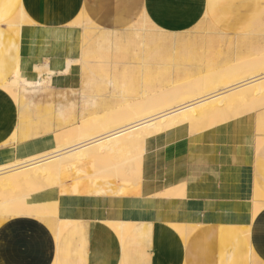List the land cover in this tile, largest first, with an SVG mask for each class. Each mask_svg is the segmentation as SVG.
Segmentation results:
<instances>
[{"label":"crops","instance_id":"0c3cea01","mask_svg":"<svg viewBox=\"0 0 264 264\" xmlns=\"http://www.w3.org/2000/svg\"><path fill=\"white\" fill-rule=\"evenodd\" d=\"M147 2L0 0V76L8 73L12 79L19 70L28 80L46 79L55 89L77 88L82 69L73 65L82 53L78 40L82 28H72L66 23L75 20L83 8L96 19L95 23L107 30H119L135 22L141 15L142 4L146 7ZM201 3L204 0H154L149 13L157 26L167 27L169 36L175 31L179 36H186L196 25L190 20L191 14L196 16L197 13L200 17ZM22 5L34 23L25 24L20 30L9 23ZM210 6L214 12L209 20L217 26L218 32L228 37L244 35L264 22V0H205L206 9ZM208 26L202 29L201 35L211 29L210 24ZM20 107L0 88V164L9 160L16 146L3 144L19 126ZM259 129L257 112L197 132L181 126L148 139L142 150L141 166L130 169L136 175L123 184L121 192H96L94 187L98 185L92 178L91 167L83 178L88 188L91 185L90 191L62 194L61 189L55 187L36 194L32 202L59 201L58 216L77 220L84 228L80 238L67 233L62 235L63 264H109L98 261L99 256L109 257L110 253L105 245L101 249L94 247L92 234L93 222L104 220L135 221L137 227L150 229L158 224L174 223L195 228L183 247L185 264H249L251 252L257 257L255 264H264V207L253 218L255 181L264 193L258 177L264 170V161L256 144L252 143V139L262 133ZM41 139L48 138L28 140L22 146L27 152H33L37 146L34 141L39 143ZM184 182L186 186L180 197L162 199L157 196L181 188ZM0 223V264H55L57 243L43 220L0 214ZM236 226L249 227V238L232 235L230 229ZM88 236L91 243L87 257ZM80 239L83 248L75 243ZM148 241L132 247L130 257L127 251L122 252L124 247H120L119 259H124V264H145L141 249L147 252L150 247L153 251L148 255L156 257L157 240ZM222 241L228 246H222ZM167 243L166 255L169 253Z\"/></svg>","mask_w":264,"mask_h":264},{"label":"bare ground","instance_id":"6f19581e","mask_svg":"<svg viewBox=\"0 0 264 264\" xmlns=\"http://www.w3.org/2000/svg\"><path fill=\"white\" fill-rule=\"evenodd\" d=\"M152 1L154 0H148L147 6L142 4L141 7L140 19L144 32L138 34L136 43L122 45L119 52L122 53L120 56L126 64L131 62L129 58L132 60L138 56L136 64L139 77L143 79L141 85L139 86L135 75H129L128 71H125L129 66L114 67L112 75L116 77L115 80L119 78L123 80L122 82L128 80V87H124L126 83H123L119 90H115L116 85L112 79L104 80L106 83L102 90L99 88L96 94L89 91L82 95L80 114L71 111L73 118L81 115L77 123L56 131L46 141L43 139L39 143L34 141L37 144L35 150L26 155L24 152L27 150L22 144L26 142L27 136L19 137L23 131L25 117L23 116L25 102L21 96L23 92L31 93L45 86L49 87V81L28 80L19 70L12 79L8 73L0 76V88H4L21 106L19 126L13 130L14 133L8 142L3 144L16 146L9 160L0 164V214L23 215L43 220L54 233L53 237L57 243L55 264L64 263L62 255L65 252V244L62 235L67 233L80 238L84 228L77 220L58 216L59 201L32 202L36 194L50 189L52 191L55 187L60 188L62 194L90 191L91 185L88 188L77 176L91 167L92 178L97 180L98 186L94 187V190H98L96 192L111 190L119 193L123 190V184L136 175L132 174L130 169L141 166L142 150L148 139L181 126H188L191 131L197 132L248 113L258 112L259 130L262 133L252 139V143L256 144V150L264 144V22L261 34L254 33L248 41L241 39L234 45V37H231L232 42L222 39L228 36L218 32L217 26L209 20L213 6L206 9L204 0L199 9L200 17L198 18L197 13L196 16L192 14L190 16V20L196 24L188 31L193 35L179 36L175 31L170 38L167 27L157 26L150 17L149 7ZM84 15L86 16L82 8L78 17L66 23V26L81 27ZM86 20L90 23L96 21L93 16L87 17ZM31 23L34 21L22 5L9 24L16 25L21 30L23 25ZM208 24L211 29L206 31V36H210V41L207 42L205 49L198 50L199 34L203 28L209 27ZM93 33L92 29L85 28L78 35L82 49L88 39L92 40L90 38L93 37ZM101 39V44L107 46L109 52L116 53V46L110 38L104 35ZM128 45L133 48V53L127 58ZM185 51L192 52V55L182 59L181 56L184 55L181 54ZM81 52V57L77 58L73 66L85 70L92 63V59L88 54L83 55V50ZM109 90L113 97L119 96L118 101L105 100L99 107L96 98L107 95ZM73 104L75 106L76 103ZM59 111L64 114L65 107ZM185 186L186 182L179 189L176 188L172 192L166 189L167 192L162 191L163 193L157 196L162 199L180 197ZM254 196L258 203L253 211V218L264 207V193L256 181ZM92 225L94 247L101 249L105 245L110 253L109 257L106 254L99 256L98 261L109 264H124V259H119L117 255L120 247H124L122 252L127 251V256L130 257L132 247H137L141 241L147 242L151 238L159 242L156 244V257L148 255L153 251L150 247L147 248V252L141 249L145 264H185L183 247L195 230L189 225L175 223L158 224L150 229L137 227L138 223L135 221L121 220L97 221ZM230 231L232 235L241 234L246 239L250 235V228L246 226H236ZM161 237L179 238L165 259L160 255L164 252L159 241ZM75 243L78 247H84L81 239ZM93 254L91 253L92 256ZM256 261L257 257L251 252L250 264H255Z\"/></svg>","mask_w":264,"mask_h":264},{"label":"rangeland","instance_id":"374dc122","mask_svg":"<svg viewBox=\"0 0 264 264\" xmlns=\"http://www.w3.org/2000/svg\"><path fill=\"white\" fill-rule=\"evenodd\" d=\"M87 17H89L87 14L86 16L84 15V21H83L84 23L81 26L82 30L85 28H90L94 31V33H93V37L90 38L92 40L88 39L84 43L82 50H83V55L88 54L90 56V58L92 59V63L87 69L85 70L82 69L81 82L77 86V88L55 89V88L50 87L49 85V87L45 86L41 90H38V91H33V92L31 91V93L30 92L22 93L21 99L23 102H25L24 104L25 108L23 110V116L25 117H23L24 118L23 131L21 134H19V137L27 136L26 141L39 139L44 136L45 138L49 139L51 135L55 133L56 131L66 128V126L72 123L74 124L75 122L77 123L80 120L81 115L79 117L73 118L71 115V111H73L75 114H80L82 111V95L87 94L89 91L95 92L96 94L97 91H99L98 90L99 88L102 90V88H104L105 86L104 84L106 83L104 82V80L112 79L116 85L115 90H119L122 87L121 85L123 83H126L124 87H128L129 85L128 80L126 82H122L123 80H121L120 78L115 80L116 77L112 75V71L114 67H117V68L127 67L128 68L129 66L128 70L125 68V71H128L129 75H135L136 80L139 83V86L143 82V79L139 77L140 75H139V72L137 71L139 70L136 64L137 61L139 60L138 56H135V58H133L132 60L129 58V61L131 62L126 64V62H123L120 56L122 53H119L122 49V45L124 44L132 45L133 43H136V40L138 39V34H141L144 32L142 31L143 23H142V20L140 19L141 17L137 18L139 22H137V20L135 22H131L130 24H127L126 26L120 28L119 30H107L98 23H95V22L90 23L89 21L87 22L86 20ZM262 31H263V25L258 26L256 29L252 30L251 32H248L249 34L247 33L246 35L244 34V35L234 37L233 44L237 45V42L241 41V39L248 41L249 38L253 36L254 33L261 34ZM201 34L202 32L200 33V36H199V40L201 41L198 44V47H197L198 50L205 49L204 47L207 46L208 44L207 42L210 41L209 40L210 36H206V31L203 33L204 36ZM104 35L107 38H110L111 42L114 43V46H116V49H117L116 53L109 52L107 49L108 47L107 46L104 47L103 43L101 44V40H102L101 38H103ZM260 36L261 35H259V37ZM169 37L172 38V36H169ZM214 38H217V37H214ZM222 39H225L227 42L229 40L231 41L230 36L226 38L223 37ZM131 45H128L129 49H126L127 58L133 53V48L131 47ZM174 55L177 56L179 54H174ZM181 55H184V56H181L182 59L185 57L187 58L192 55V52L185 51ZM131 63H133V65ZM95 80L97 83L95 82ZM111 90L114 91V89L112 88ZM106 94L107 95H102V97L98 96L96 98L98 105H100L99 107L103 105V101L105 100H110V101H115V102L118 101L119 96L113 97V95H111L110 93V90ZM90 99H91V96H90ZM74 102L76 103L75 106L73 104ZM62 107H65L64 114L59 111V109H61ZM93 107H98V106H93ZM28 153L29 152L27 151L24 152L25 155ZM258 153L260 155L261 160L264 161V145L261 148H258ZM84 175H85V172L79 173V175L77 176L79 178V181H83ZM72 177H75V176H72ZM258 177H260V183L264 187V170H261V176H258ZM254 201L257 205L258 202H256L255 196H254ZM9 218L5 219V221L8 220ZM2 223H0V225ZM159 241H161L160 242L162 245L161 248L164 251V255H161V258L165 259L168 256V254L167 255L165 254L166 243L168 242L167 243L168 252H170L173 245L176 244L177 241H179V238H169L167 239V241L165 238H161V240ZM90 243H91V239H90V236H88V244L86 246L87 257L89 255ZM152 243H154V241ZM157 243L159 242L157 241ZM226 244L228 246V243H224V241H222V246L223 245L226 246ZM151 248L153 247L151 246Z\"/></svg>","mask_w":264,"mask_h":264}]
</instances>
